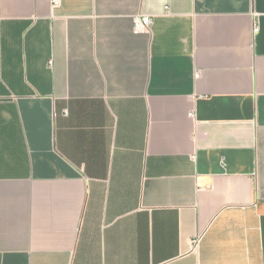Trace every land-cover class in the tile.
<instances>
[{
	"label": "crops",
	"instance_id": "obj_1",
	"mask_svg": "<svg viewBox=\"0 0 264 264\" xmlns=\"http://www.w3.org/2000/svg\"><path fill=\"white\" fill-rule=\"evenodd\" d=\"M0 264H264V0H0Z\"/></svg>",
	"mask_w": 264,
	"mask_h": 264
},
{
	"label": "built area",
	"instance_id": "obj_2",
	"mask_svg": "<svg viewBox=\"0 0 264 264\" xmlns=\"http://www.w3.org/2000/svg\"><path fill=\"white\" fill-rule=\"evenodd\" d=\"M61 3V0H53V5L54 6H59ZM134 31L135 33H140V32H149L150 28L153 24V17L150 15H138L134 19ZM259 28L258 26L255 27V31H258ZM195 76L198 78L200 76V72H197ZM191 116H195L194 113L191 114ZM200 238L198 237L195 240L196 245L198 244Z\"/></svg>",
	"mask_w": 264,
	"mask_h": 264
}]
</instances>
